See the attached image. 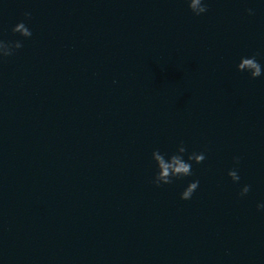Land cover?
I'll use <instances>...</instances> for the list:
<instances>
[{
    "label": "water",
    "instance_id": "obj_1",
    "mask_svg": "<svg viewBox=\"0 0 264 264\" xmlns=\"http://www.w3.org/2000/svg\"><path fill=\"white\" fill-rule=\"evenodd\" d=\"M208 4L0 0L23 41L0 60V264H264V77L235 67L264 63V4ZM180 141L206 160L155 186Z\"/></svg>",
    "mask_w": 264,
    "mask_h": 264
},
{
    "label": "clouds",
    "instance_id": "obj_2",
    "mask_svg": "<svg viewBox=\"0 0 264 264\" xmlns=\"http://www.w3.org/2000/svg\"><path fill=\"white\" fill-rule=\"evenodd\" d=\"M188 9L194 16H201L208 12L209 4L208 0H184ZM264 4V0H259ZM248 15H254L255 10L253 8L247 9ZM25 19L30 20L32 13L25 11ZM13 33H18L20 37L24 39L31 38L33 33L24 21L18 22L12 28ZM23 46V41L17 39L14 41H8L0 39V60L15 55L16 51ZM259 53H253L252 55H242L239 57L236 63V71L239 73H246L250 78L256 79L264 77V63H261L257 59ZM206 150L188 152L187 147L183 141H180L176 150L172 153L162 152L159 148H156L151 153V159L154 162L155 172L152 178V183L161 187L163 185L172 184L174 181L181 180L186 177L193 176V164H201L206 160ZM240 157H233V167L227 172L228 177L234 184H240L241 176L239 174ZM200 186L199 179H192L180 192L181 200H190L193 194ZM251 185L243 184L240 188L239 196L244 197L250 192ZM258 211H264V201H260L256 204Z\"/></svg>",
    "mask_w": 264,
    "mask_h": 264
}]
</instances>
